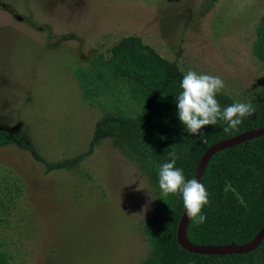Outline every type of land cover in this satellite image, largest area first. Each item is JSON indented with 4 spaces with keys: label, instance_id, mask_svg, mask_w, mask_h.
Segmentation results:
<instances>
[{
    "label": "rangeland",
    "instance_id": "obj_1",
    "mask_svg": "<svg viewBox=\"0 0 264 264\" xmlns=\"http://www.w3.org/2000/svg\"><path fill=\"white\" fill-rule=\"evenodd\" d=\"M0 3L7 6L0 8V130L22 143L0 146V255L10 264H143L154 196L113 140L78 167L49 174L35 155L74 158L88 150L105 114L136 111L94 68L128 36L183 73L220 76L225 87L217 94L258 108L264 64L253 46L264 0ZM79 70L89 73L91 101Z\"/></svg>",
    "mask_w": 264,
    "mask_h": 264
},
{
    "label": "trees",
    "instance_id": "obj_2",
    "mask_svg": "<svg viewBox=\"0 0 264 264\" xmlns=\"http://www.w3.org/2000/svg\"><path fill=\"white\" fill-rule=\"evenodd\" d=\"M211 1L212 6L218 2ZM253 53L264 64V16L256 27ZM98 66L99 82L112 85L115 93L127 102L133 100L138 108L134 113L105 114L96 124L88 150L74 158L48 162L36 154L46 173L78 167L103 141L111 139L114 147L137 165L153 192L155 215L143 229L151 252L143 264H264V238L248 254H195L185 250L177 237L185 210L182 197L179 193L164 196L158 184L159 166L171 162L169 153H175L176 167L183 170L185 179H193L202 156L214 144L264 128V93L255 114L244 117L238 130L224 132L227 123L218 120L193 135L178 117L176 95L184 73L176 62L162 58L140 37L128 36L112 47L107 61L94 68ZM78 76L85 100L91 101L89 73L79 70ZM216 98L222 109L233 104L227 96L216 94ZM10 144L22 143L16 135L0 130V146ZM202 183L209 197L202 210L206 220L196 224L189 219V242L225 247L252 241L264 227V136L216 153ZM0 264H10L7 256L0 255Z\"/></svg>",
    "mask_w": 264,
    "mask_h": 264
},
{
    "label": "clouds",
    "instance_id": "obj_3",
    "mask_svg": "<svg viewBox=\"0 0 264 264\" xmlns=\"http://www.w3.org/2000/svg\"><path fill=\"white\" fill-rule=\"evenodd\" d=\"M225 87L218 75L199 74L188 70L180 83L181 91L177 96L178 117L186 131L196 135L208 125H216L218 120L227 123L224 132L238 130L243 118L255 114L251 102H235L223 109L216 94ZM207 143V140H203ZM171 162L159 166L158 184L164 196L179 193L188 218L196 224H202L206 216L202 210L209 203L208 192L197 179H185L183 170L176 167L175 153H169ZM166 202V201H165Z\"/></svg>",
    "mask_w": 264,
    "mask_h": 264
},
{
    "label": "water",
    "instance_id": "obj_4",
    "mask_svg": "<svg viewBox=\"0 0 264 264\" xmlns=\"http://www.w3.org/2000/svg\"><path fill=\"white\" fill-rule=\"evenodd\" d=\"M264 136V128H261L260 130L250 131L247 133H244L240 136L234 137L230 140H224L221 142H218L214 144L210 149L202 156L196 173H195V179L200 181L202 183V179L205 173V170L210 162V160L213 158V156L227 148H231L235 145H239L242 143H245L249 140H253L255 138H259ZM189 223V218L187 216L186 210H184V213L181 217L180 224L178 227V241L180 245L187 251L195 253V254H213V255H229V254H248L250 253L254 248H256L259 244V242L264 238V227L260 230V232L257 234V236L250 242L243 244V245H228L225 247L220 246H202V245H196L193 243H190L187 238V227Z\"/></svg>",
    "mask_w": 264,
    "mask_h": 264
},
{
    "label": "flooded vegetation",
    "instance_id": "obj_5",
    "mask_svg": "<svg viewBox=\"0 0 264 264\" xmlns=\"http://www.w3.org/2000/svg\"><path fill=\"white\" fill-rule=\"evenodd\" d=\"M0 8H1V10H7V6L5 4H2V3H0ZM15 17L19 18L18 15H16ZM20 21H21V19H20Z\"/></svg>",
    "mask_w": 264,
    "mask_h": 264
}]
</instances>
